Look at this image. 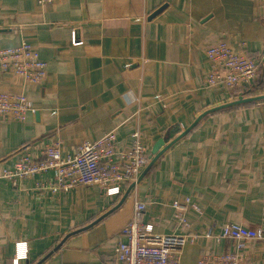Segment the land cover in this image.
<instances>
[{
    "label": "crops",
    "instance_id": "obj_1",
    "mask_svg": "<svg viewBox=\"0 0 264 264\" xmlns=\"http://www.w3.org/2000/svg\"><path fill=\"white\" fill-rule=\"evenodd\" d=\"M221 38L258 62L254 81L234 94L207 85L205 50ZM22 41L47 73L28 83L0 69V92L33 106L23 121L0 117V264H121L114 249L134 199L154 231L187 237L181 264H222L237 243L243 264H264V239L215 236L226 222L264 228V0H0V48ZM240 95L258 98L227 105ZM111 130L117 151L138 132L148 156L159 138H177L126 197L130 183L117 194L98 184L51 193L39 183L52 171L1 175L54 141L72 154ZM185 197L187 226L173 207ZM17 243L26 251L15 263Z\"/></svg>",
    "mask_w": 264,
    "mask_h": 264
},
{
    "label": "built area",
    "instance_id": "obj_2",
    "mask_svg": "<svg viewBox=\"0 0 264 264\" xmlns=\"http://www.w3.org/2000/svg\"><path fill=\"white\" fill-rule=\"evenodd\" d=\"M35 1L45 4L53 0ZM71 41L73 44L79 43L74 35L71 36ZM205 52L210 63L208 86L221 84L229 93H233L250 86L257 76V60L244 51L234 50L223 38L207 46ZM0 69L10 70L28 83L41 82L47 73L46 61L27 41L0 48ZM32 110V103L23 93L0 92V117L7 116L23 121L27 112ZM115 142L116 135L111 130L97 139L81 141L74 153L63 155L59 141H54L45 145L38 158H33L28 153L21 155L12 167L3 168L1 175L16 181L52 171L53 177L50 181L39 183L41 188L51 193L68 190L80 184H98L106 194H117L121 191L122 184L137 182L141 170L149 163L150 158L136 131L132 133V143L128 150L117 151ZM189 202L188 197L183 202L173 201L177 217L185 226L188 222L180 211ZM145 207L143 201L134 199L132 216L122 227L115 245L116 259L121 264H181L179 250L187 237L178 233L163 234L154 231L153 224L142 219ZM207 235H210V230ZM215 236L217 239L229 238L237 242L262 240L264 228L226 222ZM17 244L15 263L17 258L25 256L26 251V247L19 246L22 243ZM20 250L24 253L20 254ZM244 256V249L237 243L235 249L225 253L222 264H243Z\"/></svg>",
    "mask_w": 264,
    "mask_h": 264
},
{
    "label": "water",
    "instance_id": "obj_3",
    "mask_svg": "<svg viewBox=\"0 0 264 264\" xmlns=\"http://www.w3.org/2000/svg\"><path fill=\"white\" fill-rule=\"evenodd\" d=\"M162 6L158 7L150 16L155 15L157 12L161 10ZM77 33V32H76ZM258 97H243L239 96L237 99L227 103V105H232V104H239V103H244L248 101L255 100ZM188 129H186L187 131ZM185 131V132H186ZM182 135V134H181ZM177 139V138H176ZM176 139H173L170 143L165 144L162 138H159L151 148L150 154H149V163L146 165L144 170L140 173L138 176L137 182L141 179V177L144 175V173L149 169V167L153 164V162L156 160V158L165 150L170 144H172ZM135 185V183H131L128 188L126 189V192L124 194V197L129 193L130 189Z\"/></svg>",
    "mask_w": 264,
    "mask_h": 264
},
{
    "label": "trees",
    "instance_id": "obj_4",
    "mask_svg": "<svg viewBox=\"0 0 264 264\" xmlns=\"http://www.w3.org/2000/svg\"><path fill=\"white\" fill-rule=\"evenodd\" d=\"M256 82H257V80H256ZM257 85H258V86L261 85V81H260V80L258 81Z\"/></svg>",
    "mask_w": 264,
    "mask_h": 264
}]
</instances>
